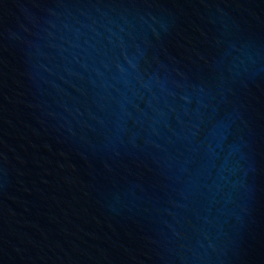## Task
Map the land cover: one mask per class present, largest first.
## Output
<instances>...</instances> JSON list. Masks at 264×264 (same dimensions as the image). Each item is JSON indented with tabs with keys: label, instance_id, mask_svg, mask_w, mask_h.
I'll return each mask as SVG.
<instances>
[{
	"label": "water",
	"instance_id": "water-1",
	"mask_svg": "<svg viewBox=\"0 0 264 264\" xmlns=\"http://www.w3.org/2000/svg\"><path fill=\"white\" fill-rule=\"evenodd\" d=\"M0 264H264V0H0Z\"/></svg>",
	"mask_w": 264,
	"mask_h": 264
}]
</instances>
